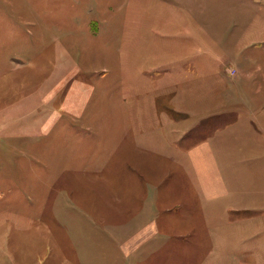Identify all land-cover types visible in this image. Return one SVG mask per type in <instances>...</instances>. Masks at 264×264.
<instances>
[{
  "label": "rangeland",
  "instance_id": "1",
  "mask_svg": "<svg viewBox=\"0 0 264 264\" xmlns=\"http://www.w3.org/2000/svg\"><path fill=\"white\" fill-rule=\"evenodd\" d=\"M217 131L239 195L206 211L180 165ZM261 208L264 0H0V264H149L152 221L151 264H264Z\"/></svg>",
  "mask_w": 264,
  "mask_h": 264
},
{
  "label": "crops",
  "instance_id": "2",
  "mask_svg": "<svg viewBox=\"0 0 264 264\" xmlns=\"http://www.w3.org/2000/svg\"><path fill=\"white\" fill-rule=\"evenodd\" d=\"M171 65L172 64H163V65L158 64V66L154 67L153 70L156 72L153 73H156L157 76L161 74V76L154 81L152 79L150 80L148 79L149 80L148 83H150L149 86L156 84V86L159 85L160 88L162 89V83L164 81L168 82V80L166 79H171L172 83H174L173 86H170L171 83H169L166 84V87H164L165 89L161 90L166 92L163 94H167V95L169 93L172 94V97L170 96L169 98V100H171V102L169 103L170 105L169 104L166 105L170 106L176 112L188 113L192 115L193 118L189 120L187 123L188 125H190L189 123H191L192 126L191 125L190 126L194 127L195 125L194 123L197 120L204 118L205 112L201 113L202 115H198L195 118L197 113H195L191 109H185L184 106L179 105L181 102H183V100L184 101L186 100L185 96L187 95V92L182 94V89L179 88L177 85L178 83L176 80L178 79L179 76L176 77L175 74H179L180 69ZM191 65L192 66H190V68L193 67V69H195V65L194 64ZM186 70L188 69H185L184 76L191 77L192 75L191 72ZM147 73L148 72H146V74ZM156 89L155 91L157 93L152 94V95L155 94L153 98L154 101L156 100V98H159V96H162V95H158L160 89L157 90ZM138 109H139L138 113L140 114L142 111L140 110L139 107ZM164 115L168 117L166 114ZM139 118L141 120L142 116H140ZM171 125L173 126L172 130L174 131V134L172 135L173 138L179 134L178 130L181 131L184 130L183 124L173 122ZM160 134L164 136V133H160ZM219 135L220 134L217 131V133H215L213 136H209L208 138L200 141L199 143L194 144L189 149H187L186 155H187L188 163H186L185 166L180 165L181 167L180 171H185V173H187L189 176L188 182L185 184L188 188V191H190L189 199L193 198L195 202L202 203L201 208H204L206 211L211 210L212 208L210 205H208L210 202L220 203L226 197L229 198L230 195H239L238 190L235 189L236 186L238 187L239 182L233 183V181L228 176L229 169L231 168L228 165V162L224 163L226 157L225 154L222 152L223 150H220L223 147H222V142L218 143L220 142L219 138L221 137ZM161 144L163 145L161 147V151H158L159 156H162L164 154L163 150L167 148V144L163 142H161ZM161 144L159 146H161ZM217 144L220 145V148L218 150L216 149ZM164 145H166L165 148ZM177 153L179 154V152ZM241 184L243 187H245L243 182H241ZM157 186L158 185L155 184L154 186L152 185L153 188L152 191L155 193ZM160 186L162 187V182ZM261 210H263L264 212V208H261ZM161 214H164V212H161ZM196 233L197 230H193L191 234L196 235ZM172 234H173L172 232H166L165 229L161 228L156 221L149 222L148 226L141 228L140 230H138V232L137 231H133L132 233L130 232L129 237L126 239L128 245V251L132 254L141 252L143 250L148 251L150 253L147 256L148 257L151 256L149 258L150 261L149 264H151L152 261L154 263V261H156L155 258L156 252H158L160 249H164V245H166V243H169L170 239H172V237H170V235ZM140 262H142V260ZM76 263L87 264L81 261V259H76ZM68 264H75V263L70 262Z\"/></svg>",
  "mask_w": 264,
  "mask_h": 264
}]
</instances>
